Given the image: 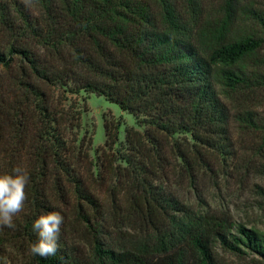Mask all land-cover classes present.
<instances>
[{
  "label": "trees",
  "instance_id": "trees-1",
  "mask_svg": "<svg viewBox=\"0 0 264 264\" xmlns=\"http://www.w3.org/2000/svg\"><path fill=\"white\" fill-rule=\"evenodd\" d=\"M220 3L0 0V89L14 93L0 95V175L19 169L29 176L15 228L0 227V258L8 264H219L220 246L232 254L247 249L264 261L263 234L214 216L192 217L151 179L158 160L162 166L171 156L193 176L195 161L207 163L197 158L203 149L226 148L233 121L241 131L264 134V120H231L225 102L264 86L257 70L264 10L240 0ZM53 89L63 97H105L146 127L143 136L135 132L139 138L127 132L129 153L120 169L128 186L122 192L111 186L107 204L82 175L87 155L68 132L76 120L60 110ZM120 126L114 132L105 123L113 143ZM177 135L193 141L190 148ZM93 167L90 162L92 176ZM52 211L64 217L59 250L32 256V224Z\"/></svg>",
  "mask_w": 264,
  "mask_h": 264
},
{
  "label": "rangeland",
  "instance_id": "rangeland-1",
  "mask_svg": "<svg viewBox=\"0 0 264 264\" xmlns=\"http://www.w3.org/2000/svg\"><path fill=\"white\" fill-rule=\"evenodd\" d=\"M220 2L221 0H206L210 6H219ZM240 2L264 10V0H240ZM247 25L249 24L241 27V31ZM260 58L261 64L257 70L260 74H264V50ZM5 79L2 80L1 86L3 82L5 83ZM1 90L3 89H0V95H4L5 98L6 95L14 94L12 89L6 88L5 92ZM52 91L55 92V102H62L60 106L57 105L60 110L64 114H70L72 120H76V123L73 122L72 131L68 132L69 139L75 138L77 146L83 147V156L87 155L84 162L85 171L82 175L94 183L95 186L92 187L96 190L93 193L107 204L110 201L108 195L111 186L121 192L128 186L129 178L126 179L124 170L120 169L126 166L122 154L129 153L126 150L127 132L132 130V136L139 138L135 132L143 136L146 127L138 123L133 114L120 109L105 97L86 92H81L79 95L68 93L63 97L55 89L49 91L51 95ZM225 102L230 109L231 120H239L241 116H251V120H264V86L246 91L240 94L239 98ZM1 109L2 104L0 111ZM2 117L0 116V120H4ZM10 118L12 117H8ZM106 122L112 123V130L117 122L121 125L117 131L116 144L107 137ZM184 138L183 135H177L175 139L187 150L188 147L190 148L189 143L193 141H185ZM227 138L224 145L226 148L223 151L203 149L201 155L197 156V158H206V164L199 166L200 161L193 157L197 160L194 163L193 176L182 173L184 163L171 156L162 161V166L161 161L158 160L160 167L153 166L152 171L156 174H152L151 179H155L156 184L162 186L168 195L172 194L183 210L192 217L214 216L244 225L264 235V134L241 131L233 121ZM149 146L151 148V144ZM190 150L192 151V148ZM90 162L95 165L94 176L89 172ZM99 175L103 179H99L97 183L94 179ZM243 252L232 254L218 246L216 248L218 263L264 264L260 256L247 249Z\"/></svg>",
  "mask_w": 264,
  "mask_h": 264
},
{
  "label": "clouds",
  "instance_id": "clouds-1",
  "mask_svg": "<svg viewBox=\"0 0 264 264\" xmlns=\"http://www.w3.org/2000/svg\"><path fill=\"white\" fill-rule=\"evenodd\" d=\"M14 171L16 175H0V227L9 229L15 228L14 217L24 210L28 199L25 189L29 176L21 173L19 169ZM63 223L64 217L57 211L39 215L32 224L37 239L29 245V254L41 258L55 256L59 250ZM0 259H3L4 264H8L7 258Z\"/></svg>",
  "mask_w": 264,
  "mask_h": 264
}]
</instances>
